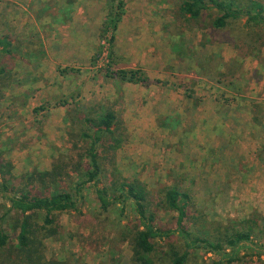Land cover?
Returning a JSON list of instances; mask_svg holds the SVG:
<instances>
[{
	"label": "rangeland",
	"instance_id": "1",
	"mask_svg": "<svg viewBox=\"0 0 264 264\" xmlns=\"http://www.w3.org/2000/svg\"><path fill=\"white\" fill-rule=\"evenodd\" d=\"M124 1L127 14H145V28L135 37L147 43L157 63L151 77L143 70L146 84L131 85L139 113L124 111V105L131 108L135 102H121L114 79L105 75L115 59L125 63L117 56L110 60L109 33L99 39L86 66H62L55 44L59 28L69 34L102 24L107 0H0V36L9 34L17 46L0 76L2 155L17 175L50 169L59 155L72 159V166L87 146L79 113L102 105L123 120L124 141L109 153L113 166L145 184L162 222L174 221V211L158 204L166 188L176 187L191 195L207 222L251 226L254 240L264 243V27H257L259 39L250 48L226 32L208 33L181 13L180 0ZM76 10L84 21L74 22ZM242 22L236 26L243 28ZM210 62L231 64L221 71H235L213 80L204 71ZM70 181L63 178L67 186ZM5 207L0 198V215ZM96 214V200L88 191L82 213L59 214L58 235L45 241L48 258L132 264L129 243L118 233L125 228L118 225L117 214ZM4 227L16 242L13 230ZM212 259L195 250L187 264H211ZM234 264H264V256Z\"/></svg>",
	"mask_w": 264,
	"mask_h": 264
},
{
	"label": "trees",
	"instance_id": "2",
	"mask_svg": "<svg viewBox=\"0 0 264 264\" xmlns=\"http://www.w3.org/2000/svg\"><path fill=\"white\" fill-rule=\"evenodd\" d=\"M107 7L100 38L110 34V60L114 61L115 31L125 13V1L107 0ZM179 10L211 35L226 32L250 48L259 39L257 27H264L262 0H180ZM240 22L243 28L236 26ZM16 49L12 36H0V76L7 71L6 64ZM113 65L105 68L106 76L148 82L141 67ZM230 65L210 62L204 71L211 79L220 81L235 71V67L221 71ZM79 118L85 125L81 138L87 146L79 154V162L72 166V159L68 161L59 155L50 169H33L17 175L11 161L0 151V198L6 205L0 215V264H73L67 259L48 258L45 241L58 235L59 214L82 213L87 191L96 200L98 216L117 214L118 225L126 230L118 233L129 243L132 264H187L195 250L211 255V264H234L244 257L262 259L264 243L254 240L251 226L243 229L207 222L193 206L191 195L176 187L166 188L165 197L158 204L174 211V221L162 222L145 184L138 178L121 175L112 164L109 153L121 147L125 138L122 118L102 105L79 113ZM65 177H71L70 186L63 183ZM4 223L13 230L16 242L10 241Z\"/></svg>",
	"mask_w": 264,
	"mask_h": 264
},
{
	"label": "crops",
	"instance_id": "3",
	"mask_svg": "<svg viewBox=\"0 0 264 264\" xmlns=\"http://www.w3.org/2000/svg\"><path fill=\"white\" fill-rule=\"evenodd\" d=\"M80 9L81 8H79V10ZM79 10H76L77 12L73 13L74 17L72 18L75 23L77 20L84 21L81 20L82 18H84V15L79 12ZM107 13L108 10L106 8L105 15H107ZM105 18L106 17L102 19L101 23H103ZM144 19L146 20L145 14H127L125 11L115 31L113 46L115 55L119 58H123V60H125V63H123L120 59H116L114 66L116 68H133L134 66H141V68L147 73V76L151 77V73L157 71L154 68L157 63L156 61L153 62V52H149L146 47L147 43L146 45H142V38L135 37L137 33H139L140 35L142 34V28H145V24L143 22L145 21ZM101 25L102 24L99 25V23L97 22L96 28L94 27L90 29L76 30L73 29L69 30V34L64 31V29L62 30L59 28L60 31H57V33L55 34V37H57L56 42L58 41L59 43L55 44L60 49V53L63 59L62 61H64L62 66L70 68L72 67V64L74 65L76 63H80L81 66H86L88 63H92L93 52H96V50L98 49L97 46L99 45ZM123 25L125 30L122 29ZM137 25L139 26L138 32L136 31ZM142 25L144 27H142ZM126 26L128 28H126ZM69 35L71 36V41ZM60 46L64 49H62ZM113 79V84L116 85L119 89L116 91V93H121L122 98L120 99V101L126 103L131 101L135 102V104L131 108L127 107V105H124V111L128 109H135V111L139 113V110H142V108L140 107L141 104L137 103L139 101L137 92H131V90L133 89L131 85L134 83L129 81H122L120 79L116 81L115 78ZM111 92L113 93V91ZM52 93L55 94L54 91ZM58 108H60V106ZM45 169H48V166Z\"/></svg>",
	"mask_w": 264,
	"mask_h": 264
}]
</instances>
